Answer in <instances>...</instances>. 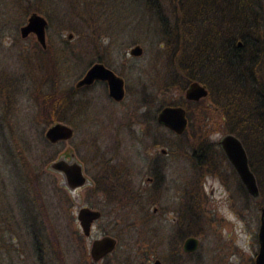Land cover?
Returning a JSON list of instances; mask_svg holds the SVG:
<instances>
[{
	"label": "rangeland",
	"instance_id": "1",
	"mask_svg": "<svg viewBox=\"0 0 264 264\" xmlns=\"http://www.w3.org/2000/svg\"><path fill=\"white\" fill-rule=\"evenodd\" d=\"M24 1L21 4L19 0H0V207H10V201L17 196L16 191L24 190L23 187L30 193L37 189L45 205L42 212L49 219L47 224L43 220L46 231L42 233L46 237L47 233L49 237L50 233L59 237L61 254L55 256L52 243L46 246L43 241L40 247L34 245V240L24 226H9L2 220L0 264H105V261L118 264L115 260L123 262L124 251L128 248L131 254L136 248L140 252H147L143 260L139 254L132 264L141 261L151 264L153 258H158L163 264H170L169 242L177 245L178 241L174 239L173 231L176 197L181 195L183 189L193 190L200 182L203 202L199 223L196 226L193 221L189 222L191 233H198L199 244L194 256H197L199 264H253L257 251L258 204L238 192L237 178L222 160L217 173L211 171L214 176L205 175L202 179L205 172H210L204 170L199 173V178H192L187 155L180 154L186 143L189 147V142H195L200 147L202 144L207 145V142L215 143L224 134L235 135L228 132L229 127L250 139L248 130L242 129L245 123L231 121L224 124L213 116L205 119L202 107L190 106L193 122L204 121L206 128H187L181 140L165 133L164 128L148 119L166 103L182 98L183 93L174 90V85L168 81L174 71L171 58L173 44H165L160 39L155 29L157 24L147 19L145 10L135 3L131 4V0H117L114 20L110 22L112 36L101 38L94 45L86 43L84 37L66 27L64 19L68 18L66 15L63 17L58 0H50L44 3V12H36L47 21V47L56 51L65 46L73 49L81 58L77 61L68 56L64 65H58L59 91L56 96L59 98L70 88L73 89L76 80L92 63L97 62V55L106 59L105 65L123 78L125 96L120 103L111 102L102 83L75 90L73 98L69 97L67 104H63L65 108H56V114L61 118L59 122L73 129L72 137L67 141L46 145L43 132L50 124L45 125L37 117V99H32L34 78L38 81L42 75L34 60L35 45L38 43L32 35L21 38L18 32L30 13H24ZM160 2L167 9V0ZM164 16L166 21L163 22L169 29L172 17L169 13ZM202 26L193 22L190 28L188 23L183 24L185 46L190 37L192 41L196 39V33ZM135 44L142 49L139 56L128 54L129 48ZM47 71H50L49 65L44 67V73ZM6 90L11 102L8 107L11 108H8V128H3ZM226 98H221L218 92L215 95L220 107L226 106ZM139 113L142 115L136 121ZM39 114L43 119L44 115ZM146 129L148 136L144 135ZM152 134L156 140L150 136ZM261 134L264 137V124ZM139 138L143 140L138 141ZM201 138L203 141H199ZM153 141L156 145L149 146ZM7 146L13 156L11 161L7 159ZM160 147L172 153L164 158L156 155L159 160L154 161L155 164L163 163V169L160 168L163 179L154 184L152 180L148 184L144 181L146 176H150L147 167L152 168L154 164L149 161L148 153ZM68 150L74 153L89 182L93 181V187L88 184L77 189L75 198L68 192L70 200L64 190L57 186L60 175L47 168L59 154ZM217 157L221 159L220 155ZM28 166L32 174L39 175L36 186L29 182ZM160 169L158 172H161ZM186 177L190 178L188 183ZM135 192L140 195L139 204ZM30 193H25L26 200H29ZM126 196L130 199H126ZM81 206L100 211V217L92 223L88 237L81 234L76 220V212ZM141 206L144 210H138L137 207ZM37 207L38 204L34 210L31 207V213H35ZM152 207H156L157 212L151 215ZM190 217L195 220L194 216ZM36 220L39 221V218ZM75 226L82 236L81 241L74 236ZM103 235L115 237L117 246L110 255L93 263L87 253L89 242ZM188 259L182 258L180 264H195V261Z\"/></svg>",
	"mask_w": 264,
	"mask_h": 264
},
{
	"label": "trees",
	"instance_id": "2",
	"mask_svg": "<svg viewBox=\"0 0 264 264\" xmlns=\"http://www.w3.org/2000/svg\"><path fill=\"white\" fill-rule=\"evenodd\" d=\"M22 1L24 0H19V3L23 4ZM49 1L25 0L22 8L24 13L28 11L44 12V3ZM116 1L58 0V7H61L63 17L66 15L68 18L64 17L67 28L82 38L84 37L86 43L97 45L101 38L112 36V24L110 25V22L114 20ZM132 3L143 8L147 13V19L149 21L151 19L157 24V27L154 26L159 32L160 39L164 40L165 44L168 42L173 44L171 58L173 59L174 71L171 72L168 81L169 84L174 85V90L182 93L190 81L196 80L204 84L208 91L205 100L210 103L211 107L205 105V101L194 104V106L203 108L202 115L205 116V119H211L213 116L224 124H229L231 121L245 123V126L242 125V129L248 130L250 139H246L245 135L230 127L228 132L234 133L245 148L248 166L254 174L258 187V197L252 200L258 206H264V137L261 134V128L264 124V0H167V9L161 6L160 0H131ZM164 11L172 17V25L169 29L163 22L166 21L164 15H167ZM117 19L119 22V17ZM159 22L161 23L159 24ZM193 22L197 23V26H203L201 30L200 27L198 28L196 39L192 41V37H190L189 43L185 46L182 37L183 24L188 23L191 28ZM237 42L240 45H237ZM37 45H35L34 60L38 72H42V75L38 81L34 78L35 86L32 90V99L33 97L35 100L37 99V117L45 125H49L61 119L56 114L57 109L65 108L63 104H67L69 97L71 98L76 90L70 88L59 98L56 96L57 91H59L57 88L58 72H56L58 65H64L67 62L65 58L68 56L77 61L81 58L78 53H74L73 49H67L68 47L65 46L62 49L52 51L50 47H47L48 45L44 49ZM97 61L106 63V59L98 55ZM47 65L50 66V71L44 73V67ZM51 70H53L52 78ZM166 88L164 87V89ZM217 92L221 98L227 97L226 106L220 107L216 102L215 95ZM172 103L174 102L166 103V105ZM8 106H11L9 95ZM183 106L186 107L190 116L189 109L192 105L186 106L184 104ZM212 107L216 109H212ZM39 113L44 115L43 119L40 118ZM183 136L184 134L174 137L181 140ZM202 139L199 141H203ZM44 140L46 145H53L45 138ZM189 143L190 148L195 146V142ZM220 156L222 158L221 153ZM8 159L9 161L13 159L9 151ZM190 162L197 173L198 166L205 160L200 164H197L194 159ZM26 171L30 177V183H33L35 177L39 176L32 174L29 166ZM198 173L201 171L198 170ZM236 182L238 192L244 197H249L238 179ZM23 189L27 190L24 187ZM18 192L16 191V193ZM126 199L129 200L130 197L126 196ZM140 210H144L142 206ZM145 212L147 211L145 210ZM146 214L148 216V213ZM186 231L185 234H197L191 233L190 224ZM73 233L75 238L81 241L82 236L76 229H73ZM50 235L54 238L55 234ZM43 237L46 238L45 234ZM131 253L132 251L128 248L124 251L123 262L118 259L115 261L118 264L121 262L132 264L133 259L139 254L142 260L147 255L146 251L140 252L137 248L133 254ZM195 253L186 254L187 259L189 258V261H195V264H199L197 256H194ZM105 262V264H109L107 261ZM139 264H144V262L141 261Z\"/></svg>",
	"mask_w": 264,
	"mask_h": 264
},
{
	"label": "water",
	"instance_id": "3",
	"mask_svg": "<svg viewBox=\"0 0 264 264\" xmlns=\"http://www.w3.org/2000/svg\"><path fill=\"white\" fill-rule=\"evenodd\" d=\"M46 19L36 13L30 12L19 28L18 32L21 38L32 33L40 47L45 48V29ZM68 37L70 35L68 34ZM237 45H240L238 42ZM142 49L135 44L129 48L128 54L139 56ZM94 80L106 82L107 94L115 101H120L124 97L123 79L115 75L112 70L105 67L100 62L92 63L75 82V87H81L91 84ZM207 96V90L204 85L196 81L190 82L185 91L184 97L188 100L197 101ZM184 109L180 106H165L157 113V122L171 130L175 134H180L185 129ZM73 135V129L62 123L54 122L45 128L44 138L51 144L58 141H67ZM218 145L222 150L226 160L234 170L239 182L245 192L252 198L258 197V187L254 174L248 166V159L241 141L233 134H224L218 139ZM66 157L60 155L57 159L51 161L47 168L60 175L59 186L64 187L75 198V191L90 182L83 174L81 164L75 159L71 151H67ZM258 227L256 232L257 251L253 258V264H264V206L258 207ZM100 217V211L86 206H81L76 212V220L84 237L90 235L92 223ZM116 239L110 235H103L99 238L91 239L88 247V256L95 263L104 256L111 253L116 247ZM199 240L195 237H187L182 243L183 252H192L197 249ZM152 264H162L159 259H154Z\"/></svg>",
	"mask_w": 264,
	"mask_h": 264
},
{
	"label": "flooded vegetation",
	"instance_id": "4",
	"mask_svg": "<svg viewBox=\"0 0 264 264\" xmlns=\"http://www.w3.org/2000/svg\"><path fill=\"white\" fill-rule=\"evenodd\" d=\"M28 35H32L34 37V35L32 33H30ZM34 39H35V37H34ZM45 44H46V38H45ZM45 47H46V45H45ZM42 49H44V48H42ZM103 65L105 67H107L105 64H103ZM107 68H109V67H107ZM109 69L112 70L111 68H109ZM112 72L115 75L119 76L113 70H112ZM192 81H196V80H192ZM192 81H190V82H192ZM196 82H198V81H196ZM97 83H102L104 85V87L106 89V93H107V85H106V82L105 81H102V80H94L91 84L84 85V86H81V87H78V88H76L75 85H74V88L76 90L77 89H83V88L86 89V88H89V87L94 86ZM198 83L199 84H202L200 82H198ZM202 85H204V84H202ZM7 88H8V86H7ZM123 88H124V81H123ZM185 89L182 92L183 93L182 98H180L179 100H177L176 102H174V103H172L170 105H165V106H180V107H182L184 109V112H185V115L184 116H185V119H186V125H185V129L183 130L182 133L175 134L171 130H169L168 128H166L165 126H163L162 124H160V123L157 122V119H156L157 118V113H158V111L161 108H163L165 106L160 107L156 111V113L154 115L152 114V116H150L149 119H148V120H154L156 122V124H158L160 127H162V128L165 129V133L169 134L172 137H174V136H182L183 134H185L187 128H206V124H205L204 121L197 120L199 122H197V121H194L193 122L192 116L191 117L189 116L186 107H184L183 105L186 104V106H189V105L194 106V104H196V103H199L201 101H205V105L211 107L210 103L205 100L207 98V96L204 97V98H201V99H199L197 101L188 100V99H186L184 97V91H185ZM207 94H208V91H207ZM124 96H125V88H124ZM107 97L113 103H120L124 99V97H123L120 101H115L112 98H110L108 96V94H107ZM138 107H141V106H138ZM212 109H216V108L215 107H212ZM216 112H217V110H216ZM141 115H142V113H139L138 114V119H136V121H139L140 120V117L139 116H141ZM4 117H5V125L3 126V128H8V91L7 90L5 91V113H4ZM144 135L145 136H148L149 135L147 129L144 131ZM150 136L154 137V139L156 140V138H155L156 136H153V134L150 135ZM141 140H143V139L141 138ZM141 140H140V138L138 139V141H141ZM59 142H61V141H58L56 143H59ZM154 145H156V142L155 141H153V144H151L149 146L152 147ZM242 146H243V144H242ZM163 147H160L158 150L155 149L150 154L148 153V156H149L148 159H149V161L151 160V163H154L153 164L154 167L153 166H152V168H149V166L147 167L150 176H146L144 181L147 182L148 184H151L152 183V180H153V183L152 184H154V183H156V181H159V180L163 179V173H162V170L160 169V168L163 169V163H160L159 165H157L154 162L156 160H159L158 159V156H156V155H160V157L164 158L168 153H170V154L172 153V151L166 150ZM178 148H180V147H178ZM182 148L184 149V151H182V153H180V154H185L186 153L187 159H188V161L190 163L189 164V166H190L189 173L192 175V178H194L195 176H197L199 178L198 170H200L201 173H203L204 170L210 171V172H207V173L205 172L202 175V179H203V177H205V175H213L214 176L215 174L211 173V171L217 173V171L219 169L218 166L219 165L221 166L222 161L225 162V165L228 166V168L230 167L229 170H232V172L235 174L234 170L232 169V167L230 166V164L226 160L224 154L222 153V150L220 149V147L218 145V141H216L215 143L214 142H207V145L206 146H204V144H202V146H200V147L197 146V145H195L193 148L188 147V144L186 143V146L184 145ZM243 148H244V146H243ZM244 150H245V148H244ZM187 151H188V153H187ZM196 152H197V154H195ZM66 153L67 152L64 151L61 154H59V156L64 154L65 158H67L66 157ZM220 153L222 155V158L221 159L219 157H217V156L220 155ZM245 153H246V151H245ZM6 155H7V159H8V146L6 148ZM73 155H74V153H73ZM246 156H247V154H246ZM74 157H75V155H74ZM192 159H194L197 164H200V162H202L203 160H205V162H202L201 165L198 166L197 173L195 172V168H193L192 165H191V162L190 161ZM158 169H160L161 172H158ZM7 172H8V170H7ZM235 176H236V174H235ZM187 177H188V175H187ZM236 178H237V176H236ZM37 179H38V176L35 177V180L32 183L33 186H36ZM187 179H188L187 180V183H188V181H189L190 178H187ZM202 179L200 181H202ZM58 182H57V186L60 189L64 190V193H66V196L68 197V190L65 189L64 187L59 186ZM89 184H90L91 187H93V181L92 180H90V183ZM201 186H202V183L200 182V183H197L196 184V186L194 187L193 190H184L183 189L181 195H179V196L176 197L177 198L176 199L177 206L175 207L176 209H174V212H175V218L174 219H176V220H175V223L173 225L174 226V230L173 231H175V237H174V239H176V241L177 240L178 241H177V245L176 244L173 245V242L172 241L169 242V244H170V250H169V253H168V255H169L168 260L170 261V264H180L182 258H184V259L186 258V261H187V255L186 254H190L192 252H195V250L192 251V252H183L182 251V243H183L184 239H186L187 237H190V236L195 237V238L198 239V237H197L198 233L196 235H192V234L189 235V234H185V231H186V228L189 225V222L190 221H193V223H195V225L198 226L199 219H200V216L199 215H200V213L202 211V202H203L202 201L203 191H202ZM189 191H195V192L190 193ZM20 192H21V194H20ZM26 192L30 193L28 191V189L25 190V193ZM25 193H24V190H21L18 193H16L17 194L16 198L10 201L11 202L10 207L9 206H8V208L0 207V224H2L1 221L3 220L4 221V224L6 222L7 224H9V226L10 225H13V224L16 227L17 226H20V225L24 226V229L25 230L28 229L27 233L34 240V243L32 241V243L34 245L37 244L38 247H40V246H42V242L43 241L46 242V246H49L52 243V246L54 248V250H52V251H54L55 256L56 255L58 256L59 253L61 254V249H60V246H59V243H60L59 242V237L56 234L54 235L53 233L52 234L54 235V238L52 236L49 237V234L48 233H47L48 236L46 238L43 237L44 234L42 232L44 230L46 231V227H45L46 225H45V223H44L43 220H45L46 221V224H47L49 222V219L42 212L45 209V205H44V202L42 200L41 193L37 189H34L33 193H30L29 194V200H26L25 199ZM137 193L135 192L134 193V196L137 198L138 204H139V198L138 197L140 195L139 194L137 195ZM249 198L253 199L251 196H249ZM68 199L70 200L69 197H68ZM203 200H204V198H203ZM28 204L33 208V210L35 209V205L38 204V207L36 208V212L35 213H31L32 212V209H31V207ZM27 205H28V207H27ZM138 208H139V210L141 209V207H138ZM156 212H157L156 207H152L151 212H150L151 215L152 214H155ZM190 216H194L195 220H193V218L190 217ZM37 217L39 218V221L36 220ZM70 223H71V221H70ZM74 229H76V226H75ZM29 235H27V236H29ZM54 241H55V243H53ZM116 242H118L117 239H116ZM179 242H181L180 248L178 247ZM116 246H117V243H116ZM110 254L111 253H109L108 255H110ZM154 259H158V258H153V260ZM151 264H152V262H151Z\"/></svg>",
	"mask_w": 264,
	"mask_h": 264
}]
</instances>
